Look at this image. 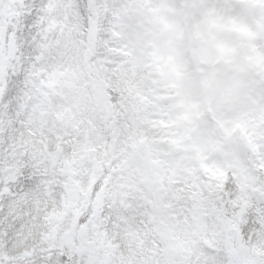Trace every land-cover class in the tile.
<instances>
[{"label":"snow or ice","instance_id":"snow-or-ice-1","mask_svg":"<svg viewBox=\"0 0 264 264\" xmlns=\"http://www.w3.org/2000/svg\"><path fill=\"white\" fill-rule=\"evenodd\" d=\"M0 264H264V0H0Z\"/></svg>","mask_w":264,"mask_h":264}]
</instances>
